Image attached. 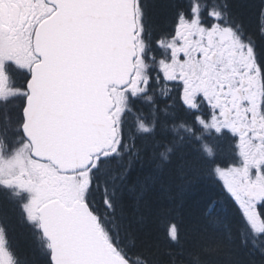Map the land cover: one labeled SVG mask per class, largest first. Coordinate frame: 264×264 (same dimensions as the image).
Masks as SVG:
<instances>
[{
    "label": "snow or ice",
    "instance_id": "obj_1",
    "mask_svg": "<svg viewBox=\"0 0 264 264\" xmlns=\"http://www.w3.org/2000/svg\"><path fill=\"white\" fill-rule=\"evenodd\" d=\"M226 7L178 6L173 30L154 41L157 58L140 0H0V100L22 99L20 135L10 147L0 138V187L22 199L49 264H135L115 223V186L97 173L130 149L125 118L133 98L151 100L153 80L178 85L189 111L207 104V118L194 116L205 131L235 137L238 162L214 172L264 234V57ZM12 68L23 87L10 85ZM138 127L152 131L143 120ZM169 236L178 239L174 224ZM0 264H16L3 227Z\"/></svg>",
    "mask_w": 264,
    "mask_h": 264
},
{
    "label": "trees",
    "instance_id": "obj_2",
    "mask_svg": "<svg viewBox=\"0 0 264 264\" xmlns=\"http://www.w3.org/2000/svg\"><path fill=\"white\" fill-rule=\"evenodd\" d=\"M262 1L217 2L227 6L229 22L240 24L254 41L257 53L264 57ZM187 4L188 0H141L151 37L170 30L177 7ZM157 86L154 81L149 85L147 96L151 100L143 96V102L139 98L135 102L139 120L152 131L145 133L138 127L132 153L126 158L122 152L104 161L97 173L100 181L115 186V223L123 246L133 258L141 260L139 264H264L261 248L243 242L239 208L214 172L216 166L228 164V137L198 130L196 139L187 136L182 124L195 122L193 112L179 102L178 94L172 92L165 97ZM16 114L13 111L14 119ZM205 145L212 155L205 151ZM96 198L103 211L98 193ZM0 209L22 264H49L4 198ZM173 224L177 240L169 236Z\"/></svg>",
    "mask_w": 264,
    "mask_h": 264
},
{
    "label": "flooded vegetation",
    "instance_id": "obj_3",
    "mask_svg": "<svg viewBox=\"0 0 264 264\" xmlns=\"http://www.w3.org/2000/svg\"><path fill=\"white\" fill-rule=\"evenodd\" d=\"M217 1L219 0H215L216 4L218 5L222 4V2H217ZM21 103H22V99L20 97L8 98L7 101L0 100V137L3 139L4 143L8 146L11 140L16 138L19 134L16 128V118L15 119L13 118L12 113L13 111L18 112ZM5 113L11 116L12 119L9 121H5L4 119ZM0 150H4L3 145H0ZM6 191H7L6 188L0 187V200L1 201ZM0 227H3L1 220H0ZM3 229L5 232L4 227Z\"/></svg>",
    "mask_w": 264,
    "mask_h": 264
},
{
    "label": "rangeland",
    "instance_id": "obj_4",
    "mask_svg": "<svg viewBox=\"0 0 264 264\" xmlns=\"http://www.w3.org/2000/svg\"><path fill=\"white\" fill-rule=\"evenodd\" d=\"M264 1V0H263ZM262 8H263V14H262V18L260 19V24H262L263 23V25H264V2H263V6H262ZM41 253V252H40Z\"/></svg>",
    "mask_w": 264,
    "mask_h": 264
},
{
    "label": "bare ground",
    "instance_id": "obj_5",
    "mask_svg": "<svg viewBox=\"0 0 264 264\" xmlns=\"http://www.w3.org/2000/svg\"><path fill=\"white\" fill-rule=\"evenodd\" d=\"M183 137V136H182ZM161 164V163H160ZM197 172V171H196ZM249 241L253 244V245H255V246H257L258 248H260V246H258L257 245V243L253 240V239H250L249 238Z\"/></svg>",
    "mask_w": 264,
    "mask_h": 264
}]
</instances>
